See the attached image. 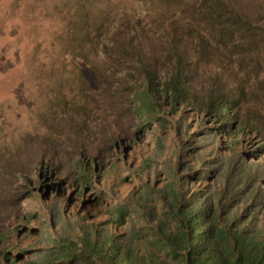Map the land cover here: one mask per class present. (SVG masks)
<instances>
[{
    "label": "rangeland",
    "instance_id": "374dc122",
    "mask_svg": "<svg viewBox=\"0 0 264 264\" xmlns=\"http://www.w3.org/2000/svg\"><path fill=\"white\" fill-rule=\"evenodd\" d=\"M152 2L0 0V233L14 257L22 254L21 263L7 264L34 260L56 240L78 241L86 230L125 241L154 225L143 205L161 189L204 188L205 165L219 152L251 161L258 151L252 136L229 128L216 138L219 123L188 106L140 117L134 86L109 51L132 23L178 13L157 11ZM242 2L264 12V0ZM192 78L196 103L213 83ZM195 171L201 174L191 182ZM121 207L129 208L123 225Z\"/></svg>",
    "mask_w": 264,
    "mask_h": 264
},
{
    "label": "trees",
    "instance_id": "16d2710c",
    "mask_svg": "<svg viewBox=\"0 0 264 264\" xmlns=\"http://www.w3.org/2000/svg\"><path fill=\"white\" fill-rule=\"evenodd\" d=\"M155 1L157 11L178 13L162 11L132 23L118 31L109 51L134 86L140 117L160 113L165 104L175 112L188 106L219 123L216 138L229 128L252 136L258 151L251 161L219 152L205 165L204 188L161 189L148 201L154 225L128 233L125 243L86 230L78 241L58 239L22 264H264V12L242 0ZM193 75L213 83L196 103ZM198 92L204 95L202 88ZM88 173L85 163L86 183ZM200 174L195 171L191 182ZM128 210H119L121 225ZM20 258L0 233V264Z\"/></svg>",
    "mask_w": 264,
    "mask_h": 264
},
{
    "label": "clouds",
    "instance_id": "9594fccd",
    "mask_svg": "<svg viewBox=\"0 0 264 264\" xmlns=\"http://www.w3.org/2000/svg\"><path fill=\"white\" fill-rule=\"evenodd\" d=\"M165 105H168V104H165ZM169 106H171V105H169ZM166 107V106H165ZM172 107V106H171ZM183 107H185V106H182L181 108H180V110L178 111V112H175V109H174V112L175 113H173L172 115H175V114H177V113H179L180 111H181V109L183 108ZM173 108V107H172ZM161 113V112H160ZM211 119V118H210ZM212 120V119H211ZM214 123H215V121L214 120H212ZM220 126H218V128H219ZM125 140H122V141H118L117 143H116V147H117V151L119 152L120 151V148H121V145H123V144H125ZM152 200H154V199H152ZM151 206H152V204H150L149 206H146V205H143V209H150L151 208ZM121 208H124V207H121ZM121 208H119L118 210H117V214L119 213V210L121 209ZM129 209V208H128ZM128 215V214H127ZM118 220H119V216H118ZM125 221V220H124ZM120 222V221H119ZM124 223V222H123ZM88 231H91V230H88ZM93 232H95V233H97L98 231L97 230H92ZM133 232V231H132ZM99 233H101V232H99ZM131 233V232H130ZM103 234V233H102ZM111 237H112V235H110ZM127 236V235H126ZM112 238H114V237H112ZM62 239V238H61ZM116 239V238H115ZM116 240H118V239H116ZM57 241V240H56ZM55 241V242H56ZM119 241V240H118ZM127 241V237H126V240L125 241H119V242H123V243H125ZM54 242V243H55ZM52 246V245H51ZM51 246H49V247H51ZM49 247H46L45 249H47V248H49ZM13 254V253H12ZM18 256H22V254L21 253H19V255ZM21 259V258H20ZM19 259V260H20ZM19 260H17L18 261V263H21ZM26 260H28V259H26ZM29 260H32V259H29Z\"/></svg>",
    "mask_w": 264,
    "mask_h": 264
}]
</instances>
